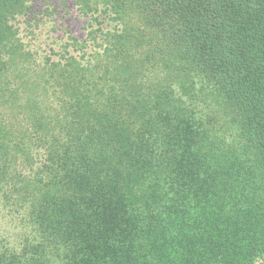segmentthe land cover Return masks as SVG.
<instances>
[{
    "label": "trees",
    "instance_id": "1",
    "mask_svg": "<svg viewBox=\"0 0 264 264\" xmlns=\"http://www.w3.org/2000/svg\"><path fill=\"white\" fill-rule=\"evenodd\" d=\"M35 3L0 0V264H264V0Z\"/></svg>",
    "mask_w": 264,
    "mask_h": 264
},
{
    "label": "rangeland",
    "instance_id": "2",
    "mask_svg": "<svg viewBox=\"0 0 264 264\" xmlns=\"http://www.w3.org/2000/svg\"><path fill=\"white\" fill-rule=\"evenodd\" d=\"M66 1L69 4L68 6L69 13H67V10L61 6L62 0H39L38 5H36L37 3H35V5L37 8H40L42 10L44 9L45 6L50 7L51 9L54 7L57 9V13L55 17L57 20L56 26L59 29L58 33H62L61 29L68 25V27L73 31L75 35L82 36L83 30L81 29L82 26L80 21L81 19L76 18L77 13L71 9L72 0H66ZM47 24L50 28H54L52 20L47 22ZM47 29L48 28L46 27L43 28L44 31H46ZM37 32L39 33L40 30L38 29Z\"/></svg>",
    "mask_w": 264,
    "mask_h": 264
}]
</instances>
